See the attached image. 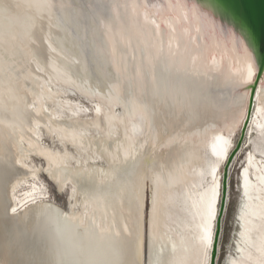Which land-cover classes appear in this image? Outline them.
<instances>
[{"label": "bare ground", "instance_id": "bare-ground-1", "mask_svg": "<svg viewBox=\"0 0 264 264\" xmlns=\"http://www.w3.org/2000/svg\"><path fill=\"white\" fill-rule=\"evenodd\" d=\"M217 12L213 0H0V264H209L220 167L258 69L252 40L227 37ZM69 89L95 101L89 119L58 103ZM253 98L225 264H264V67ZM39 126L73 151L41 146ZM30 153L69 186L66 208L35 183L18 195L37 173Z\"/></svg>", "mask_w": 264, "mask_h": 264}, {"label": "rangeland", "instance_id": "rangeland-1", "mask_svg": "<svg viewBox=\"0 0 264 264\" xmlns=\"http://www.w3.org/2000/svg\"><path fill=\"white\" fill-rule=\"evenodd\" d=\"M215 16L220 19L221 23L224 26V29L226 27H229V29H225V30H229L226 31V36L228 37V35L230 34V31H232L233 34H237V36H241L242 39L246 40L247 42H249L243 31H240L239 29H237L235 26L231 25L229 22H226L225 20H223L219 14H215ZM219 16V17H218ZM240 32V33H239ZM221 41V40H220ZM250 44H252L250 42ZM228 45H230L228 43ZM209 55H211V52L209 53ZM256 78V73L255 76L253 78V83L255 81ZM116 83V81H109L108 84L109 86H113ZM60 98V99H59ZM66 98V99H63ZM63 100V101H62ZM58 103H62V102H67V104L70 103V105H72L71 103H73V106L76 107L78 109V117L82 118V119H89L92 116V109L94 106V100L92 101V99H87L85 98L83 95H81L80 93H78L77 91L73 90V89H69L67 91H64L62 93L59 94L58 98H57ZM249 103V100H248ZM248 103H247V107H248ZM78 105V106H76ZM92 108V109H91ZM63 109H66L63 106ZM246 117V115H245ZM244 122V120H243ZM243 122L240 123V125L237 127L236 130H234L231 133V138L233 141V144L235 146V143L237 142L238 138H239V132H240V128L242 127ZM38 138H39V144L43 147H49V148H53V149H62L63 147H66L69 151H73V147L64 143H60L58 142V140L56 139V137L53 134H49L45 131V129L42 126H39L38 128ZM46 132V133H45ZM245 138V136H244ZM257 135L255 133V131L253 129L250 130L248 136L246 137V141L247 144L244 147V151H249L250 148V144L253 141H256ZM193 140V148H196L197 146H200L201 144L199 142H197V140L194 138V136L192 137ZM244 141V139H243ZM243 143V142H242ZM234 148V147H233ZM246 148V149H245ZM242 156L238 157V159L234 162V164L231 166L230 168V174H229V181H228V202H227V208L223 217V222H222V233H221V237L219 240V250H218V257L216 260V264H225V260L228 256V251L231 248V243L234 242L235 236L237 234L236 232V225H235V221H234V211H235V207H236V203L238 201V183H237V173L238 170L240 169V166L242 165ZM26 164L25 166H27L28 168H30V166H34L35 168H37V173L35 176V178L33 177H29L27 179L26 182H21L19 188H18V195L21 193H24L23 189L27 188V186L29 187L31 183H35L37 185L40 186V190L44 191L46 194V199L50 200V201H54L55 203H57L59 206L66 208L68 205V193H69V186L66 185L62 191H59L55 185V183L50 180L47 175L44 173V171L42 170V166L44 164V159L35 153H30L27 157V160H25ZM29 165V166H28ZM222 167L223 165L220 167V172L222 173ZM29 181V183H28ZM40 182V183H39ZM149 192H150V186L148 185L147 187V198L149 200ZM22 195V194H21ZM147 204V203H146ZM145 204V205H146ZM144 217H143V236L145 237L146 234V227H145V223L144 220L146 219L147 215L145 212H143Z\"/></svg>", "mask_w": 264, "mask_h": 264}, {"label": "water", "instance_id": "water-1", "mask_svg": "<svg viewBox=\"0 0 264 264\" xmlns=\"http://www.w3.org/2000/svg\"><path fill=\"white\" fill-rule=\"evenodd\" d=\"M216 2L217 7L222 11L218 13L220 17L225 20V17L221 14H226V19L231 20L233 25L239 26L246 30L247 34H244L246 39L253 44L258 57V69L256 71V78L252 91L249 96V103L247 107L246 117L240 129V134L234 148L231 150L227 157L226 162L222 167L221 186H220V198L217 208V214L214 220V234L210 250L209 264H216L218 257L219 240L222 233L223 217L227 208L228 202V181L230 168L234 161V158L239 153L244 136L246 134V128L249 124L251 110L253 107V94L254 87L256 86L262 69L264 67V0H213ZM228 22V21H226ZM230 23V22H229ZM235 26V27H236ZM237 28V27H236Z\"/></svg>", "mask_w": 264, "mask_h": 264}]
</instances>
